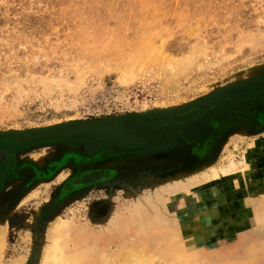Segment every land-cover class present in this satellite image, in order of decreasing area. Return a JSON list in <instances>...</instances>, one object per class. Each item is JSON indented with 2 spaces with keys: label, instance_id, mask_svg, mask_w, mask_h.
<instances>
[{
  "label": "rangeland",
  "instance_id": "1",
  "mask_svg": "<svg viewBox=\"0 0 264 264\" xmlns=\"http://www.w3.org/2000/svg\"><path fill=\"white\" fill-rule=\"evenodd\" d=\"M262 87L264 0H0V177L9 171L0 183V264H43L60 225L89 244L94 264H123L124 242L215 205L219 237L204 240L202 253L264 264V218L235 222L251 216L245 201L264 211V93L161 129L167 142L149 152L88 154L87 143L68 140L15 145L18 135L72 122L184 118L223 92ZM215 169V195L172 202L179 186ZM95 171L107 175L73 186L84 173L101 177Z\"/></svg>",
  "mask_w": 264,
  "mask_h": 264
},
{
  "label": "bare ground",
  "instance_id": "2",
  "mask_svg": "<svg viewBox=\"0 0 264 264\" xmlns=\"http://www.w3.org/2000/svg\"><path fill=\"white\" fill-rule=\"evenodd\" d=\"M215 170H212L214 173L212 172L213 174L211 176H207L209 179L206 178L208 179L205 180L206 182H203V179H197V181L195 179L190 180L189 183L187 182L189 187H186V184H184V186H179L180 188L178 189H181V187L182 189L179 191L177 190L174 193L175 195L172 198V202H174L176 206H178L179 201L184 202L199 199L203 200L211 195H215V190L219 188V186L216 185L219 183L220 178L218 175V171L216 170V172ZM208 190L210 192L207 193L206 191ZM258 192L264 199V186L260 187ZM248 205H251L250 207L253 206L250 212L251 216L248 218H242L240 215H236L235 222L237 226L244 227L246 224L254 225V223L264 218L263 209L261 210L255 207L254 203L245 201L242 206H246L248 210L247 212H249L250 209ZM215 206L190 207L187 211L183 212L182 219L178 220L175 225L168 226L164 224V226L155 228L153 231H151L145 238H142L143 240L138 239V242L131 243L124 242L122 244V246L124 247L123 250L128 251L127 256L122 260L123 264H128L129 261L133 262V260H135L134 262L142 261L153 264V262L155 261L154 257L156 255H158L161 259H164L166 264H198L199 262H202V264H232L228 258L205 256L201 250L204 240H214L219 237L220 229L217 223V216L220 214V212L216 210L218 208ZM148 211L149 212L145 215L140 214V212L133 214L132 218H138L140 216L147 217L154 211V209L151 207L148 209ZM149 223L152 222L149 221ZM67 227L68 226L60 225L54 231V242L50 245L51 247L48 248L49 250L45 256L43 264H94V262L92 261L93 254L89 248V244L85 241L79 242V238L73 240L74 237L70 236L74 235L73 231H71L70 229L67 230ZM194 227H197L198 231L193 232V235L189 236L188 231L193 230ZM174 236H182L183 238H181L182 240H179L175 239ZM167 239H172V243L169 245H165V247H159L157 245L158 240L161 242ZM70 243H73L74 245L70 247ZM102 244L103 247L101 248V251L107 249L106 245H109L105 241V239H102ZM2 248L3 239L2 237H0V250ZM141 256L145 257L141 258ZM106 259H108V256Z\"/></svg>",
  "mask_w": 264,
  "mask_h": 264
},
{
  "label": "water",
  "instance_id": "3",
  "mask_svg": "<svg viewBox=\"0 0 264 264\" xmlns=\"http://www.w3.org/2000/svg\"><path fill=\"white\" fill-rule=\"evenodd\" d=\"M261 93H264V87L249 95L238 97H227V93L223 92L221 96L203 103L201 107L203 109L184 118H158L157 114H142L52 126L33 131V133L18 135L15 145L32 144L38 141L68 140L87 143L88 154L100 153L101 151L116 153L149 152L158 149L167 142V136L161 129L186 128L229 105L240 104ZM12 166L13 153L11 151L9 169ZM8 172L1 175L0 183H4V178ZM93 174L101 175V177L94 178L92 175L93 178L86 181L81 179L82 175L73 182V186L94 184L102 181L107 175L103 171H95Z\"/></svg>",
  "mask_w": 264,
  "mask_h": 264
}]
</instances>
